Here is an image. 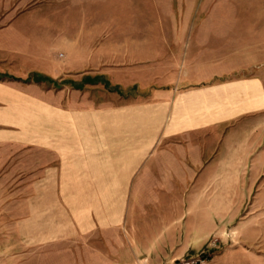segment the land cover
<instances>
[{"label":"crops","instance_id":"0c3cea01","mask_svg":"<svg viewBox=\"0 0 264 264\" xmlns=\"http://www.w3.org/2000/svg\"><path fill=\"white\" fill-rule=\"evenodd\" d=\"M70 1L94 8L92 39L107 38L110 22L171 29L120 31L116 72L86 69L108 54L103 43L62 72L41 45L62 36L45 31L41 7L55 5L7 12L0 264H138L144 248L162 264L194 247L191 256L206 251L200 264H264V189L244 213L236 192L229 206L212 208L202 190L211 181H264V16L238 0ZM227 222L220 245L208 244Z\"/></svg>","mask_w":264,"mask_h":264},{"label":"rangeland","instance_id":"374dc122","mask_svg":"<svg viewBox=\"0 0 264 264\" xmlns=\"http://www.w3.org/2000/svg\"><path fill=\"white\" fill-rule=\"evenodd\" d=\"M19 4L21 0H16ZM41 1V2H40ZM240 1L239 4L242 3L244 6V9L248 10L249 14H253L255 16H264V0H238ZM49 3L54 4L55 6H45L41 7V11L46 13L45 16L49 19V22L44 24L45 31H50V34L54 30L60 29L62 32L61 38H42L41 39V45H45L51 54V59L48 61V65H53L55 63L58 66H61L63 69L62 72H66L67 69L70 66V63H74L75 61L78 62V64H82L83 60L86 57L92 58L91 55H85L87 50H90L91 46H98L101 43L105 44L106 47L104 50L108 51V54L104 55H96V60L86 66V69L93 70L94 72L96 70H103V69H109L117 71V66L120 62V60L124 57L123 55L116 54L117 48V36L120 31L125 30L126 32L129 31H137L141 32L140 34H143L144 32H164L167 29H171L170 24L167 23H116V22H110L106 25V32L104 33L107 38H101V39H92L89 38L88 35L93 34L92 32L95 31V29L92 27V25L87 23L88 19L91 20V18L94 16V13L87 12V10L93 11L94 8H88V7H71L70 0H33L28 5H15L13 8H7V7H0V26L6 23L5 18L8 11H14V13H21L25 10L34 9L36 8L39 3ZM8 12V13H7ZM239 13V12H238ZM240 14V13H239ZM54 21V22H53ZM56 21V24H55ZM56 25V27H55ZM258 25H264V23H259ZM72 36V37H71ZM128 41V40H126ZM141 41V40H140ZM128 43V42H127ZM94 49V48H93ZM114 52V54L112 53ZM126 58H129L131 56H125ZM132 67V66H131ZM66 68V69H65ZM212 155V152L209 153ZM210 156L207 157L208 162H211L209 159ZM212 159V156H211ZM208 168V167H207ZM229 168H221V170ZM245 173V172H243ZM121 185V184H120ZM119 185V186H120ZM126 185V184H125ZM143 185V192L149 190V184H142ZM197 184L190 183L188 185L187 191H193L195 189ZM127 190L132 189L133 184L128 183ZM110 191L111 194L118 191V185L110 183ZM261 189H264V181L259 180L258 182H240V183H230V182H222V181H211L204 184L202 190L204 191V194L206 195L207 200V206H210L214 208L216 206V202L218 200H221L222 202H225V206H229L233 199V194L235 192L237 193L238 199H237V207L238 209L241 208V212H245L244 210L250 205L251 198L253 196V193L256 191H259ZM231 198V199H230ZM117 201V199H112L111 201ZM233 206V204H232ZM234 207V206H233ZM229 225L230 223L227 222ZM218 231V230H217ZM215 231L210 235L208 238V244H212V246L220 245V241L222 240L220 236H227V234L230 233V225L226 227V230L224 229L223 232H217ZM236 233V231H234ZM217 238L216 244L213 245V242ZM206 243V242H205ZM205 245V244H204ZM207 246V248H210ZM216 249L220 248L215 247ZM149 249V248H147ZM154 250L156 248L153 247ZM158 253H161V250L159 247H157ZM176 253V249L178 248H171L170 250H174ZM146 248H144V255L142 256V262L138 264H151V259L149 258L150 255H154L155 253H146ZM153 250V251H154ZM200 249L197 247L189 248L185 250L182 254H177L180 257H190L192 254H197ZM155 252V251H154ZM201 252V251H200ZM199 252V253H200ZM145 258H147L145 260ZM178 258V257H175ZM169 259V258H168ZM174 259V258H173ZM150 261V262H149ZM170 262L169 260H165L162 264H166Z\"/></svg>","mask_w":264,"mask_h":264},{"label":"built area","instance_id":"2783aa9c","mask_svg":"<svg viewBox=\"0 0 264 264\" xmlns=\"http://www.w3.org/2000/svg\"><path fill=\"white\" fill-rule=\"evenodd\" d=\"M216 241L217 238H215L213 245L216 244ZM206 256V251H202L198 256L178 257L166 264H200L206 258Z\"/></svg>","mask_w":264,"mask_h":264}]
</instances>
